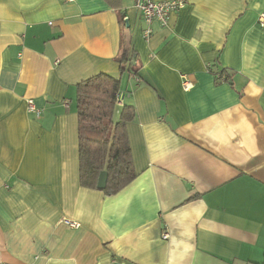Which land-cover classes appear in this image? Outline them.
<instances>
[{"label":"crops","instance_id":"obj_1","mask_svg":"<svg viewBox=\"0 0 264 264\" xmlns=\"http://www.w3.org/2000/svg\"><path fill=\"white\" fill-rule=\"evenodd\" d=\"M138 1L0 0V264H264V0L150 26ZM98 74L135 111L113 196L80 182L76 86Z\"/></svg>","mask_w":264,"mask_h":264},{"label":"trees","instance_id":"obj_2","mask_svg":"<svg viewBox=\"0 0 264 264\" xmlns=\"http://www.w3.org/2000/svg\"><path fill=\"white\" fill-rule=\"evenodd\" d=\"M125 55L120 62L126 63L127 67L124 69L121 65V74L129 70L135 72ZM76 87L80 182L88 188L98 189V177L101 172H106L105 188L98 190L113 196L136 176L127 134V125L135 118L134 108L122 104L121 110L115 112L121 91L120 76L98 74ZM123 99L124 96L120 103Z\"/></svg>","mask_w":264,"mask_h":264},{"label":"built area","instance_id":"obj_3","mask_svg":"<svg viewBox=\"0 0 264 264\" xmlns=\"http://www.w3.org/2000/svg\"><path fill=\"white\" fill-rule=\"evenodd\" d=\"M66 2H71L72 0H63ZM188 5V0H169L163 2H154L152 0H140L137 2L136 7L145 22L146 25L150 26L153 22H158L161 25H166L169 15L172 13L179 12ZM258 25L261 28H264V13H262L258 18ZM152 35V30L148 27L144 31V36L146 40H149ZM190 87V83L185 81L184 88ZM123 98L122 94L118 95V102ZM27 110L30 113L36 115L39 114V111L35 108L33 102L29 100L27 102ZM164 238L167 237V234L164 233Z\"/></svg>","mask_w":264,"mask_h":264},{"label":"water","instance_id":"obj_4","mask_svg":"<svg viewBox=\"0 0 264 264\" xmlns=\"http://www.w3.org/2000/svg\"><path fill=\"white\" fill-rule=\"evenodd\" d=\"M106 180H107V174L106 172H101L98 181H97V188L100 190H103L106 185Z\"/></svg>","mask_w":264,"mask_h":264},{"label":"rangeland","instance_id":"obj_5","mask_svg":"<svg viewBox=\"0 0 264 264\" xmlns=\"http://www.w3.org/2000/svg\"><path fill=\"white\" fill-rule=\"evenodd\" d=\"M121 88H123V81L121 82ZM119 110H121V108H119ZM116 117V114H115Z\"/></svg>","mask_w":264,"mask_h":264}]
</instances>
